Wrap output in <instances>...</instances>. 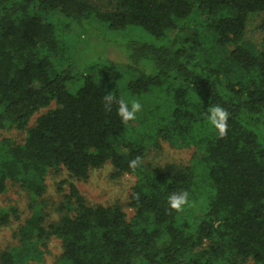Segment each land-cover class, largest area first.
<instances>
[{"label":"trees","instance_id":"16d2710c","mask_svg":"<svg viewBox=\"0 0 264 264\" xmlns=\"http://www.w3.org/2000/svg\"><path fill=\"white\" fill-rule=\"evenodd\" d=\"M108 1L101 8L91 0H0V129L26 130L20 143L0 139V193L8 181L20 185L33 210L1 264L41 261L51 237L63 246L55 264H264V44H241L249 14H262L264 32V0ZM95 20L115 32L141 28L158 43L129 40L120 44L126 63L84 74L66 29ZM156 90L165 100L149 108L144 128L124 124L118 105L104 110L108 93ZM212 105L229 112L224 138L206 119ZM158 137L193 146L192 164L147 167V144ZM136 156L143 163L129 168ZM107 162L116 176L138 177L134 216L89 204L71 183L67 213L44 226L47 175L66 169L87 180ZM182 190L191 203L177 213L168 196ZM12 214L15 207L2 210L0 223Z\"/></svg>","mask_w":264,"mask_h":264},{"label":"rangeland","instance_id":"374dc122","mask_svg":"<svg viewBox=\"0 0 264 264\" xmlns=\"http://www.w3.org/2000/svg\"><path fill=\"white\" fill-rule=\"evenodd\" d=\"M97 6L106 8L109 6L108 0H91ZM262 20L261 13H251L248 16L242 45L255 46L262 50L264 44V32L258 29ZM72 58L76 57L79 72L94 73L97 68H102L113 61L118 64L127 62L124 43L133 39H143L145 41L158 43L146 31L139 28L129 27L128 29L115 32L98 21H93L85 27L72 23L66 29L65 34ZM119 44V45H118ZM120 44L122 46H120ZM116 87L120 91L123 84ZM121 92V91H120ZM122 96L129 102L138 100L142 105V110L137 113L135 126L144 128L147 122L151 123L152 117L148 112L149 108L155 107L158 103L162 104L166 96L159 90L152 94L142 96H131L123 93ZM56 106L53 102L48 108H43L32 118L28 127L34 126L36 119L43 112ZM157 119V118H156ZM153 119V122L156 121ZM135 121V120H134ZM150 126H152L154 123ZM139 125H141L139 127ZM26 136V130L15 128L0 129V139L9 138L14 142L20 143ZM155 144L148 142L147 153L144 164L147 167L157 168L162 171L167 168H185L193 162L195 148L193 146H182L172 143L170 140L158 137ZM138 177L130 173L114 175V168L110 162L103 167L93 169L87 180H78L70 175L66 169L59 172H50L46 177V192L39 199L44 209V226L57 222L67 213L65 208V195L69 193L70 184L74 183L79 188L81 194L91 205L113 206L120 205L128 220H130L135 210L129 206L130 195L136 184ZM32 199L29 193L18 184L10 181L7 183V190L0 193V212L8 211L11 207L17 210V216L13 214L8 223H0V256L5 251H10L19 247L18 237L19 228L32 215ZM44 255L41 261H32L31 264H55L63 251L60 239L51 237L47 240ZM1 264V261H0ZM249 264H252L249 263Z\"/></svg>","mask_w":264,"mask_h":264},{"label":"clouds","instance_id":"9594fccd","mask_svg":"<svg viewBox=\"0 0 264 264\" xmlns=\"http://www.w3.org/2000/svg\"><path fill=\"white\" fill-rule=\"evenodd\" d=\"M148 74V73H146ZM118 105V115L124 124L137 119V113L142 110V105L138 100H133L129 104L124 97L117 98L108 93L103 97L104 110L110 112L113 105ZM206 119L216 130L220 138H224L228 131L229 112L220 105H212L207 109ZM143 163L140 156H136L129 161V168L136 169ZM189 193L187 191L173 192L168 196V205L170 210L177 213L183 212L185 206H190Z\"/></svg>","mask_w":264,"mask_h":264}]
</instances>
